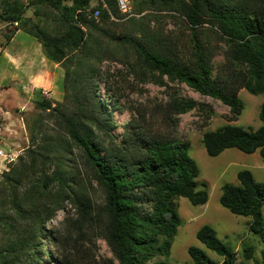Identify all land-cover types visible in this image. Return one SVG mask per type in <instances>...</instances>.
I'll return each mask as SVG.
<instances>
[{
	"label": "trees",
	"instance_id": "obj_1",
	"mask_svg": "<svg viewBox=\"0 0 264 264\" xmlns=\"http://www.w3.org/2000/svg\"><path fill=\"white\" fill-rule=\"evenodd\" d=\"M33 0V18L24 15L21 0H1L0 21L15 23L34 37L45 56L63 69V101L45 98L35 107L48 113L55 137L31 129V145L16 164L2 173L0 181V264H39L44 225L63 210L61 229L54 232L60 264H114L96 259L92 238L106 241L118 264H167L154 260L167 257L180 226L176 199L192 205L206 203V189H196L198 167L188 154V144L171 133L176 116L192 110L191 98L173 95L161 107L166 131L154 129L151 121L134 119L126 125L121 140L111 132L112 122L97 97L98 63L112 51L111 43L132 56L133 68L157 73L185 83L201 95L229 107L236 120L243 109L237 91L264 94V0H134L148 9L182 17L187 28V46L177 37L159 30L118 33L109 27L122 18L117 0ZM98 12L97 18L92 16ZM141 11V10H139ZM143 23H141L142 25ZM10 38L5 36L4 45ZM222 41L224 62L212 75L211 59L218 50L212 40ZM129 63V62H128ZM258 117L262 124L244 129L225 124L205 131L201 142L208 156L236 148L258 151L264 160V101ZM52 141L54 143H52ZM77 149L92 169L103 192L99 206L91 201L66 155ZM48 161L54 168L45 169ZM238 184L221 186L219 204L235 215L249 216V232L263 238L264 182L242 169ZM69 206V207H67ZM196 239L221 257L217 263L199 247L187 249L194 264H247L253 247H242V260L226 246L209 224L201 225ZM28 254L30 258L26 256Z\"/></svg>",
	"mask_w": 264,
	"mask_h": 264
},
{
	"label": "rangeland",
	"instance_id": "obj_2",
	"mask_svg": "<svg viewBox=\"0 0 264 264\" xmlns=\"http://www.w3.org/2000/svg\"><path fill=\"white\" fill-rule=\"evenodd\" d=\"M26 4L24 15L33 18L31 2L33 0H21ZM129 1V11L121 12L122 18L113 19L114 23L109 27L112 31L130 32L139 36L141 33L132 30V25H140L143 29L159 30L163 35L177 37L179 44H186L188 28L182 17L173 16L165 11L159 12L148 9L145 4ZM1 2V0H0ZM102 0H91L90 7L97 6ZM70 5L71 0H65ZM141 10V11H139ZM94 11L92 16L97 18ZM141 23H143L141 25ZM16 24L0 21V45L4 43L5 36L14 31ZM218 48L211 59L212 75L221 71L224 62L222 51L225 49L222 41L212 40ZM112 53L104 57L98 63L100 70L96 77L97 97L101 100L105 112L111 119V132L116 141L121 140L123 131L134 119L140 124L144 120L151 121L154 129L165 130L161 123V107L173 95L193 99L197 105L190 111L176 116L175 127L171 133L188 144V154L198 167L196 177V189H206L208 199L201 205H192L186 198L176 199L177 212L181 224L176 229L170 252L167 257L157 256L154 260L166 262L167 264H194L187 253L190 246L202 249L210 259L219 263L221 257L212 250L206 248L195 237L198 228L203 224H209L216 231L217 237L236 253V259L242 260V247L251 245L253 247L252 258L247 264H264V236L263 238L249 232L247 225L251 220L249 216L235 215L219 204L221 186L224 184H238L236 174L242 169L249 170L257 181L264 182V160L258 151L244 153L236 148L223 150L217 156H208L201 142V136L205 131H214L225 124H234L244 129H256L260 121L259 107L264 101V94L252 95L245 89L237 91V96L242 101L243 109L236 120H232L229 107L223 105L219 100L209 96L201 95L188 87L185 83L171 81L165 76L157 73H148L141 68H133L132 56H126L123 47L111 43L109 45ZM129 62V63H128ZM47 99V98H45ZM63 101V95L60 101ZM53 102L52 106H55ZM33 107L27 111L16 114L19 119L10 122V128L1 127L0 149L7 155L5 161L0 159V181L2 173L16 164L18 158L23 156L27 161L26 150L31 145V129H41L48 135L55 137V129L48 113ZM39 127V128H38ZM52 143H54L52 141ZM71 154L66 155L70 167L77 168L84 190L88 192L95 206L103 203V192L95 181L92 169L87 165L80 152L71 147ZM54 168L52 162L48 161L45 169L50 171ZM69 207V206H67ZM264 218V206L262 209ZM65 211L60 210L53 220L48 221L41 233V253L39 264H60L61 257L58 247L54 242V232L61 229V222ZM92 251L96 259L112 260L114 258L106 241L102 238H92ZM28 258L30 256L26 254Z\"/></svg>",
	"mask_w": 264,
	"mask_h": 264
},
{
	"label": "crops",
	"instance_id": "obj_3",
	"mask_svg": "<svg viewBox=\"0 0 264 264\" xmlns=\"http://www.w3.org/2000/svg\"><path fill=\"white\" fill-rule=\"evenodd\" d=\"M63 69L43 53L41 44L20 29L10 33L0 45V130L10 128L16 114L31 109L49 93L47 100L60 101L63 95Z\"/></svg>",
	"mask_w": 264,
	"mask_h": 264
},
{
	"label": "built area",
	"instance_id": "obj_4",
	"mask_svg": "<svg viewBox=\"0 0 264 264\" xmlns=\"http://www.w3.org/2000/svg\"><path fill=\"white\" fill-rule=\"evenodd\" d=\"M117 6H118V9L121 12L129 11V1L128 0H117ZM95 15L96 16L98 15L97 11L95 12ZM42 96L44 98H47L49 96V93L44 91V92H42ZM6 158H7V155L0 149V159H1V161H5Z\"/></svg>",
	"mask_w": 264,
	"mask_h": 264
}]
</instances>
